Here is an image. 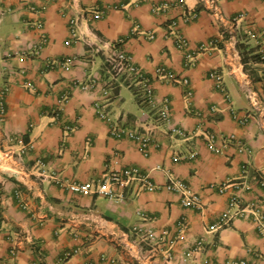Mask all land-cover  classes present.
Returning <instances> with one entry per match:
<instances>
[{"label":"crops","instance_id":"1","mask_svg":"<svg viewBox=\"0 0 264 264\" xmlns=\"http://www.w3.org/2000/svg\"><path fill=\"white\" fill-rule=\"evenodd\" d=\"M162 3L168 7L154 10ZM216 3L220 15L198 0H0V264H237L254 252L264 264V228L250 211L214 226L234 192L232 210L254 205L264 223L257 183L264 178V59L254 57L264 54V0ZM176 33L187 49L176 46ZM117 48L148 77L151 101L137 75L107 71L105 55ZM158 67L188 83L167 80ZM165 100L168 122L159 118ZM96 103L111 124L149 133L147 148L112 135ZM232 110L247 113V122L239 124ZM229 134L235 140L222 152L210 150L209 135L221 142ZM126 167L148 172L156 188L131 180L116 187L122 198L110 199L67 186L94 187ZM170 175L187 184L200 208L184 207L179 193L164 188ZM222 183L224 193L210 186ZM181 217L186 228L170 258L164 242L148 258L135 229L168 239Z\"/></svg>","mask_w":264,"mask_h":264},{"label":"built area","instance_id":"2","mask_svg":"<svg viewBox=\"0 0 264 264\" xmlns=\"http://www.w3.org/2000/svg\"><path fill=\"white\" fill-rule=\"evenodd\" d=\"M205 8L211 9L214 14L220 15V11L218 9L216 0H198ZM178 2L181 4L184 2V0H178ZM168 7L167 3H162L159 5L154 6V10L160 11L164 10ZM196 13L194 11L190 12L186 15V19H191L195 17ZM69 25H70V34L72 37L77 36V20L74 17H71L68 19ZM171 26H175V22L172 21L170 23ZM152 36V35H151ZM176 38V46L178 48L187 49L188 43L187 40L180 34L175 35ZM215 40L210 41L213 43ZM259 59H264L263 53H258ZM186 57V65H190L193 61V55L190 52L185 53ZM105 63H106V69L107 71L113 76L117 77L122 74L132 73L137 75L140 82L143 85V95L144 97L151 101L152 99V91L150 86L148 85V77H146L140 69L133 63L131 60V57L123 50V49H113L106 53L105 55ZM157 74L161 75L162 77L166 78L169 81L172 82H180L184 85L188 83V79L185 76L178 77L172 70L166 68V67H158L156 69ZM210 76L214 78L215 80V86L219 90L223 91L222 86V79L219 74L216 72H211ZM94 86L93 83L89 85V87ZM186 96H191V90L186 89L185 91ZM66 96H63L62 99L64 100ZM96 108L102 115V117L110 123L109 117L106 115L104 110L102 109V106L99 103H96ZM4 113V102L3 99L0 98V114ZM169 106L168 102L165 100L163 103V106L161 107L159 111V118L161 120H164L166 122L169 121ZM232 117L239 123V124H245L248 120V114L247 113H239L238 111L232 110ZM110 133L116 137L126 136L127 138L137 142L140 146V149L144 151L149 143L151 142V136L149 133L134 130V129H128L125 127H119L116 124H111L109 126ZM178 132L181 133L180 130ZM235 140L234 134H229L225 138H221V142H218V139L214 135H209L207 137V145L210 148L211 151L215 153H220L223 151L224 147L227 146L228 142H231ZM246 150L245 147L242 145L238 146V151H244ZM175 160L178 159V157H174ZM131 180H136L140 183V186L146 189H153L156 188V185L151 181L149 173L148 172H142L137 167H126L119 170H110L107 173L101 177V179L98 180L97 184L94 187H91L88 183L85 182H70L67 186L68 188L75 193H82V192H89L93 191L98 195L105 196L110 199H119L122 198V194L117 193L116 187L118 185H126ZM257 183L261 188L264 189V178H258ZM165 189L174 191L180 194L181 196V203L184 207H191V208H200L201 203L199 198L191 193L187 187V184L184 183L182 180L177 179L176 177L170 175L163 185ZM211 187H216L217 191L220 193L226 192L227 185L217 184V185H210ZM239 203V195L237 192H234L230 194L229 200H228V207L218 216L216 222L214 223L215 227H221L224 225H227L230 222V219L236 214H243L245 212L250 211L256 218V220L260 223L259 226L264 228L263 223V215L258 209V207H255L254 205H251V207H239L237 211H233V206L237 205ZM262 222V223H261ZM186 228V220L184 217H181L177 223L175 232L170 234V237L168 239L161 237L155 238L152 234V231L142 229L141 227H137L134 231V233L137 235V242L140 245V247L146 246L148 249V258L153 256L154 254H157L160 250V246L158 244L165 243L166 249L162 250L165 251V256L169 259L171 256L170 253V247L174 243V241L177 238V235L182 233L184 229ZM168 231H163V236L167 235ZM203 244V239L199 238L195 241L193 248L197 249L201 247ZM12 252L15 251V247H12ZM143 260H147L146 257H142ZM263 259V256L259 252H254L252 259H240L236 261L237 264H258ZM142 260V261H143Z\"/></svg>","mask_w":264,"mask_h":264},{"label":"trees","instance_id":"3","mask_svg":"<svg viewBox=\"0 0 264 264\" xmlns=\"http://www.w3.org/2000/svg\"><path fill=\"white\" fill-rule=\"evenodd\" d=\"M254 57H255L256 60H260L258 54H255Z\"/></svg>","mask_w":264,"mask_h":264}]
</instances>
